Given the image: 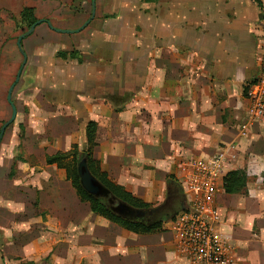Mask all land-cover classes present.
<instances>
[{"label": "crops", "instance_id": "obj_1", "mask_svg": "<svg viewBox=\"0 0 264 264\" xmlns=\"http://www.w3.org/2000/svg\"><path fill=\"white\" fill-rule=\"evenodd\" d=\"M259 3L260 6L253 0H117L106 7L108 11L101 12L100 18L94 15L84 30L71 34L76 35L73 40L40 24L33 31L39 35L38 62L48 54L59 60L43 63L49 79L41 81V89H69L72 106L65 109L72 119L84 122L80 128L83 145L85 124H96L92 155L108 180L144 203L162 202L168 178L180 179L177 174L181 162L204 157L226 141L231 135L227 120L234 122L246 114L242 90L257 75L258 46L264 34V0ZM25 9L31 10L33 16L32 8ZM78 19L74 28L86 22ZM52 27L72 30V25ZM72 52V59L57 56ZM94 88L103 89V97H96L91 92ZM114 94L120 96L119 101L110 104L104 96ZM248 138L249 150L264 175V119L250 128ZM54 166L58 168L55 164L45 166L36 178L52 184V193L54 185L60 184V172ZM225 170L217 184L218 210L227 199L232 205L241 202L240 214L224 215L219 229L228 245L229 264H264V189L258 187L264 184L249 190L246 197L226 195ZM83 204L87 205L83 215L68 211L66 219L71 226L72 216L81 217L78 224L86 264H190L178 254L171 233L170 242L158 234L143 239V235L127 232L92 214L88 204ZM50 210L46 223L41 217L38 223L48 227L52 233L46 234H52L54 239L53 231L60 232V211L55 204ZM253 217L260 224L259 240L255 241L247 239ZM238 222L245 229L234 227ZM250 222L252 227L247 228ZM59 237L50 241L47 235L40 234L24 246L16 264H44V257L60 245ZM51 258L55 264L58 257Z\"/></svg>", "mask_w": 264, "mask_h": 264}, {"label": "rangeland", "instance_id": "obj_2", "mask_svg": "<svg viewBox=\"0 0 264 264\" xmlns=\"http://www.w3.org/2000/svg\"><path fill=\"white\" fill-rule=\"evenodd\" d=\"M114 1L117 0H94L95 18H100L101 12L108 11L106 7ZM90 5L91 0H0V129L11 118L12 112L6 97L23 62V56L16 46L17 38L28 31L26 14L23 10L32 8L36 21L44 19L56 27L72 25L70 31H77L83 25L78 28H74V25L79 21L78 18L86 21L89 19ZM59 36L73 40L76 35ZM38 43L37 32L22 42V48H25L28 57L26 58L24 54L26 64L12 89L10 99L15 107L16 117L14 122L5 129L0 142V264H5L4 261L7 264H16L24 246L37 240L40 234L47 235L50 241L58 239L57 235L61 240L60 245H56L51 253L44 257V264H53L52 255L58 257L54 259L55 264H86L84 240L80 238L83 233L78 224L81 217L73 218L72 216L71 226L67 224L69 221L66 219L68 211H76L79 214L77 216H81L84 214V208L87 209V205L77 198L67 178V174L69 172L71 174L74 167L77 170V164L81 158L83 139L80 137V128L84 122L72 119L65 109L67 106H72V94L68 92V88H57L52 91L41 89V81L49 79L48 70L43 67V63L54 62L56 58L53 59L52 55L48 54V56H42L38 62ZM65 72L70 71L66 69ZM251 82L252 80L243 86V89ZM91 92L96 97H103L105 91L94 88ZM243 95L245 98V94ZM104 97L110 104L117 103L120 98L115 94ZM263 119L250 120L245 114L234 122L227 120L231 135L225 138L226 141H221L213 150L206 152L204 157L183 160L177 174V178L180 179L170 177L174 181L171 179L168 181L165 200L155 204L147 203L151 208L143 211L144 216L139 218V221H161L164 223V232L157 236L164 241H172L171 232L167 230L166 224L171 216L179 213L182 208L184 169L192 160L207 159L216 154L224 155L227 162L226 173L233 170L245 171L247 177L245 197L249 190L254 191L258 185L264 184V175L260 174L255 155L249 150V138L246 139L250 128ZM243 125H246V130L241 133ZM233 137L235 138L232 139ZM73 144L78 148L77 158L69 153ZM56 153L68 154L59 162L58 168L54 166L56 168L54 170L60 172V184L54 185L55 194L52 193V184L49 185L36 178L47 166L45 158ZM258 187L260 190L264 189V186ZM244 196L236 197L242 199ZM222 202V211L219 205L222 218L226 214H240L238 212L240 201H235L237 203L233 205L228 199ZM54 204L55 209L60 211L57 218L60 232L53 231L55 233L53 239L52 234H46L52 231L38 223V218L41 217V221L46 223L48 212ZM253 221V227L251 222L246 226L252 227V232L247 239L255 241L259 240L260 224L254 217ZM234 227L239 230L245 229L244 224L239 222ZM150 236L155 235L140 237L152 238ZM242 237H244L243 234ZM69 243L72 246L68 247ZM31 251L34 250L31 249Z\"/></svg>", "mask_w": 264, "mask_h": 264}, {"label": "built area", "instance_id": "obj_3", "mask_svg": "<svg viewBox=\"0 0 264 264\" xmlns=\"http://www.w3.org/2000/svg\"><path fill=\"white\" fill-rule=\"evenodd\" d=\"M257 75L245 92L246 117L264 118V34L258 46ZM242 126L241 133L245 132ZM224 155L192 160L184 169L182 208L167 225L178 254L190 264H229L226 239L220 233L222 217L216 194L224 176Z\"/></svg>", "mask_w": 264, "mask_h": 264}, {"label": "trees", "instance_id": "obj_4", "mask_svg": "<svg viewBox=\"0 0 264 264\" xmlns=\"http://www.w3.org/2000/svg\"><path fill=\"white\" fill-rule=\"evenodd\" d=\"M148 2L150 0H143ZM258 6H260L259 0H253ZM23 13L26 14V21L28 29L36 23V20L32 16V11L29 9H24ZM74 52L70 54L59 53L57 56L63 60L71 58ZM246 88L243 89V94L246 92ZM96 124L94 122H87L83 129L84 145L81 153V158H85L87 162V167L91 175L98 180L109 192L110 194L121 203L127 205L130 209L134 211L143 212L151 208L150 204L144 203L141 200L134 198L130 193L124 191L122 187L116 186L110 180H108L107 175L100 170L99 163L93 158V149L96 146L95 135ZM72 157L77 158L79 156L78 148L76 145L71 147L69 152ZM68 154V153H67ZM67 154H56L53 157H46V164L52 165L56 164L59 167V162L66 157ZM79 162V161H78ZM78 165V164H77ZM67 178L74 189L76 196L82 203H87L90 212L97 215L103 219H106L110 223L122 228L123 230L130 232L135 235H153L164 232V223L161 221H145L141 222L139 220L135 222H129L121 219L114 213H112L107 206V203L101 199H95L87 195L81 188L79 178L77 176V170L74 167L71 174H67ZM172 178V177H171ZM168 178V181L171 179ZM174 181V179H171ZM247 177L244 170H233L229 171L223 178V191L226 195H245L246 193ZM169 185V182H168ZM178 213V212H177ZM176 214H173L172 220ZM168 221V222H169ZM167 222V223H168Z\"/></svg>", "mask_w": 264, "mask_h": 264}, {"label": "water", "instance_id": "obj_5", "mask_svg": "<svg viewBox=\"0 0 264 264\" xmlns=\"http://www.w3.org/2000/svg\"><path fill=\"white\" fill-rule=\"evenodd\" d=\"M94 15H95V4H94V0H92L90 17L83 24V26H81V28L79 30H77V31L58 30V29L53 28L49 22L39 20L34 25H32L26 33H24L23 35H21L17 38L16 46H17L20 54L23 56V62L20 66L19 71L17 72L16 79H15L14 83L12 84V86L8 90L6 101L11 108L12 114H11V118L0 129V141L3 137L5 129L14 122L15 117H16V110H15L10 99H11L12 89L14 88L15 84L18 82L19 77H20L21 72H22V69H23L25 62H26L25 57H24V53L22 50L23 40L28 38L33 33L34 29L43 23H45L47 25L49 30H51L57 34L71 35V34L79 33L80 31L84 30L88 26V24L94 19ZM77 176L79 178V182H80V186H81L82 190L87 195H89L95 199L104 200L107 203L109 210L112 213H114L115 215H117L118 217H120L121 219L131 220L132 222H135V221L139 220V218H143V216H144L143 212L134 211V210L130 209L127 205L116 200L110 194V192L98 180H96L91 175V173L88 170L87 162H86L85 158L80 159L78 162Z\"/></svg>", "mask_w": 264, "mask_h": 264}]
</instances>
